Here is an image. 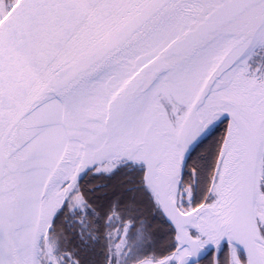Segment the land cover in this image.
I'll use <instances>...</instances> for the list:
<instances>
[{"label":"snow or ice","instance_id":"6c2138e0","mask_svg":"<svg viewBox=\"0 0 264 264\" xmlns=\"http://www.w3.org/2000/svg\"><path fill=\"white\" fill-rule=\"evenodd\" d=\"M0 264H264V0H0Z\"/></svg>","mask_w":264,"mask_h":264}]
</instances>
